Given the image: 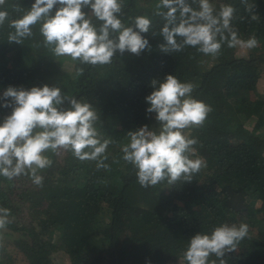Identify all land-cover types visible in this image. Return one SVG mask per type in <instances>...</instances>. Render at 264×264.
Segmentation results:
<instances>
[{
  "label": "trees",
  "instance_id": "trees-1",
  "mask_svg": "<svg viewBox=\"0 0 264 264\" xmlns=\"http://www.w3.org/2000/svg\"><path fill=\"white\" fill-rule=\"evenodd\" d=\"M34 2L5 0L0 6L9 14L0 25V122L11 113L2 106L7 87L59 86L69 98L92 104L101 139L112 143L106 168L60 149L45 153L52 164L39 173L42 186L29 175L0 176V207L11 212V223L0 229V264H187L184 252L193 235L242 222L249 225L248 235L224 259L264 264V0H248L257 5L259 21L250 19L242 0H210L217 11L233 6L231 23L240 37L255 35L259 41L251 50L224 44L215 57L193 47L163 53L160 31L166 21L156 15L159 0H120L126 26L137 16L150 19L142 35L152 50L117 53L104 65L55 56L44 45L40 23L21 44L9 43L11 21ZM167 74L193 83L192 96L212 108L202 126L184 130L197 140L190 158L202 157L206 167L191 182L165 180L145 188L123 160L122 146L129 130L158 127L155 113L146 112L145 97L153 91L151 81ZM63 106L69 107L67 100ZM246 122L250 127L242 134L239 127ZM210 260L219 264L215 256Z\"/></svg>",
  "mask_w": 264,
  "mask_h": 264
},
{
  "label": "clouds",
  "instance_id": "clouds-1",
  "mask_svg": "<svg viewBox=\"0 0 264 264\" xmlns=\"http://www.w3.org/2000/svg\"><path fill=\"white\" fill-rule=\"evenodd\" d=\"M193 2L198 8L194 9L188 0H159L156 15L166 21L160 31V51L171 54L193 47L215 57L224 44L249 50L259 46L255 35L240 37L231 23L233 6L225 4L217 11L210 0ZM242 2L250 19L259 21L257 5ZM4 4L5 0H0V6ZM121 11L120 0H35L20 18L11 21L15 31L9 34L8 42L21 44L32 35V26L40 23L44 45L55 56H69L82 64L104 65L111 63L117 53L139 56L145 50L150 52L152 46L142 35L148 33L150 19L137 16L133 24L126 26L119 18ZM8 15L6 9L0 10V25ZM92 17L102 23L97 26ZM82 74L83 69H78L77 75ZM151 86L153 91L145 97L149 105L146 112L155 113L158 127L143 125L129 130V142L122 146L123 160L134 166L138 182L145 188L165 180L169 185L191 182L193 175L206 167V161L190 158L195 155L192 146L197 140L189 138L184 130L202 126L212 108L192 96L196 87L193 83L181 82L173 74L153 79ZM2 99V106L11 108V113L0 122V176L13 180L29 175L35 185L42 186L43 176L39 173L52 164L45 153L60 149L107 167L106 149L112 141L101 139L92 104L69 98L59 86L48 84L30 89L9 86ZM66 100L69 107L63 106ZM10 214V209L0 207V229L11 223ZM248 231L249 225L242 222L238 226L222 223L210 234L198 232L190 238L184 259L187 264H217L210 260L215 256L219 264H227L224 257L237 250Z\"/></svg>",
  "mask_w": 264,
  "mask_h": 264
},
{
  "label": "rangeland",
  "instance_id": "rangeland-1",
  "mask_svg": "<svg viewBox=\"0 0 264 264\" xmlns=\"http://www.w3.org/2000/svg\"><path fill=\"white\" fill-rule=\"evenodd\" d=\"M250 127V123L249 122H246V124H242V126L241 127H239L240 128V130H239V132H242V134H244V133H246V131L248 130V128ZM0 237H1V235H0ZM17 264H26V261H23V260H18V262H17Z\"/></svg>",
  "mask_w": 264,
  "mask_h": 264
}]
</instances>
